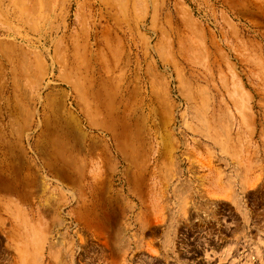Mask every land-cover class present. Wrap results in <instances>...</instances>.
Returning a JSON list of instances; mask_svg holds the SVG:
<instances>
[{
  "label": "rangeland",
  "instance_id": "rangeland-1",
  "mask_svg": "<svg viewBox=\"0 0 264 264\" xmlns=\"http://www.w3.org/2000/svg\"><path fill=\"white\" fill-rule=\"evenodd\" d=\"M0 264H264V0H0Z\"/></svg>",
  "mask_w": 264,
  "mask_h": 264
}]
</instances>
